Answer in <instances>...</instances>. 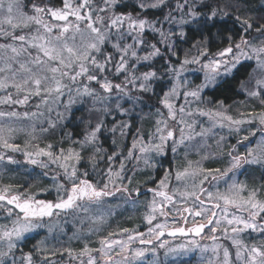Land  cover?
Returning a JSON list of instances; mask_svg holds the SVG:
<instances>
[{
  "label": "snow or ice",
  "instance_id": "snow-or-ice-1",
  "mask_svg": "<svg viewBox=\"0 0 264 264\" xmlns=\"http://www.w3.org/2000/svg\"><path fill=\"white\" fill-rule=\"evenodd\" d=\"M250 11H254L250 0H104V6L98 8L93 7L92 0H60L59 7L52 0H41L32 3L29 13L21 0H0V106L8 108L0 109V163L17 164L19 161L11 153L22 152L29 164L43 169L55 165L59 170L52 177L57 192L55 202L38 200L12 184L0 188V211L8 218L0 224V264H58L51 258L58 249L37 247L24 253L20 247L26 234L44 226L38 221L62 213H88L93 206L104 208L117 193L135 207L140 201L132 198L140 197L141 191L139 187H129L133 181L124 161L155 168L154 156L166 155L169 150L177 155L181 149L185 164L175 171L169 169L154 187L147 189L153 193L145 204L147 232L128 228L110 231L99 238L97 247L85 243L75 257L71 248L63 252L79 264H159L157 259L149 261L146 256L150 252L156 257L161 248L166 257L199 251L200 264H264V179L251 186L236 179L245 165L264 169V15L253 17ZM229 20L240 25L239 34L229 32ZM216 30L226 47L209 57V43ZM148 34L156 37L155 42L147 38ZM181 42L190 43L182 60L178 55ZM107 45L114 51H109ZM154 61L162 65L163 72ZM247 61H254L255 67L247 81L238 83L249 97L259 101L261 108L233 116L223 101L209 99V90L227 89L241 71L251 67ZM191 65H199L204 73L202 82L193 87L188 86L186 77L181 79L185 72L195 71L188 67ZM142 66L146 70H141ZM165 73L171 74L174 83L167 86L166 92L161 87L157 93ZM117 77L120 82H114ZM93 82L102 91L91 86ZM65 90L69 103L73 91L90 96L101 103L106 115L112 114L114 103L116 114L123 119L117 122L113 115L109 128L103 119H98L82 141H71L76 147L54 149L50 143L45 147L26 143L22 150L21 144L15 142L17 134L26 132L35 139L36 129L32 126L26 131L18 122L38 114L11 109L27 105L32 97H40L41 104L47 105L49 100L55 103ZM146 96H156L158 104L166 109L156 108L154 130L147 134L139 127L133 129L131 122L137 105ZM180 99L183 104L177 105ZM206 100L212 107L205 106ZM198 117H206L209 126L198 127ZM243 125L252 127L246 129L248 135L238 143L258 133L260 140L255 147L246 146L243 153L232 146L227 152L226 167H203L201 161L208 159L207 155L201 160L187 159L189 152L199 147L191 143L197 137L203 139L215 128L240 133ZM129 129L135 135L125 150L108 153L101 145L105 131L112 134L115 144L117 135L129 138ZM29 147L35 150H27ZM87 147H91L93 155L85 157L82 153ZM96 154H101L99 160L105 162L104 168L99 167ZM117 157L121 159L117 161ZM82 160L92 168L95 180L88 178L87 167L81 168ZM173 180L175 185L170 188ZM206 181L213 190L204 187ZM86 219L103 224L106 217ZM97 232L99 228L88 229L89 235ZM245 233L257 234L258 242H245ZM166 235L191 239L174 245L162 239ZM117 236L121 238H114ZM221 240L230 244L226 246ZM137 243L151 247H134Z\"/></svg>",
  "mask_w": 264,
  "mask_h": 264
},
{
  "label": "rangeland",
  "instance_id": "rangeland-1",
  "mask_svg": "<svg viewBox=\"0 0 264 264\" xmlns=\"http://www.w3.org/2000/svg\"><path fill=\"white\" fill-rule=\"evenodd\" d=\"M44 3H48V0H43ZM40 3L41 1L34 0H21V3L24 6V10L31 13L32 3ZM104 1L100 0V3ZM96 13H94L95 15ZM100 15H105V13H99ZM255 35V34H254ZM175 39V38H173ZM0 42H3L0 40ZM128 42H131L130 39ZM238 42V41H237ZM109 51H114L110 45H107ZM180 47H178L179 49ZM189 50H186L185 53H188ZM184 53V54H185ZM195 53V49H192L191 54ZM213 53V52H212ZM209 50V57L212 56ZM176 59V57H174ZM217 59H227V57H215ZM183 59V57H182ZM205 62V60H202ZM251 64V67H255L254 61H247ZM195 71L185 72L181 79L187 78L189 87H193L195 84L202 82L203 71H200L199 65H191L188 66ZM141 70H146L143 66ZM168 77V82H166L165 92L168 90L167 86L170 83H174L171 81V74ZM110 79H113L109 77ZM118 79V77H117ZM120 79V78H119ZM249 79V77H248ZM247 79V80H248ZM246 80V81H247ZM86 82V81H85ZM114 82H120V80H114ZM91 86L96 87L97 91H102L98 86L93 84ZM211 91V90H209ZM240 93L243 95V99L241 101H235L230 105H225L227 107L228 114L236 116L238 112L256 110L259 111L261 105H259V101L249 97L241 88L239 89ZM72 102L69 103V93L65 90L64 95L61 99L57 100L55 103L52 100L48 101V104H41L40 97H32L27 105L24 106H15L11 110L24 112H36L37 117L32 118L31 120H23L18 122L22 126L25 127L26 131L30 130L32 126L35 127L36 131L34 133L35 139H31L26 135V132L18 133L16 136V143L21 144L22 150L24 145L28 143L29 145H39V147H45L47 144H52L54 149L59 147H76V145L72 144L71 141L74 139L70 130H66L65 125L74 117V125H83L85 130L83 137L81 139H75L77 141H82L90 129L92 125H94L98 119H103L106 128L112 126L113 115L116 116L117 122L123 117L116 114L115 104L111 105V115H106L102 111V105L99 101L93 99L90 96L76 95L73 91ZM212 101V100H211ZM105 103H108L105 101ZM123 103V102H122ZM177 105L183 104V100H177ZM40 104L39 109L37 105ZM67 105V107H65ZM131 107V105H128ZM205 106L212 107V104L205 101ZM160 107L161 110L166 112V109H163L162 105L158 104L157 98L156 101H153L152 98L148 99L147 96L142 104H138L136 107V111L131 118V122L133 124V129L139 127L145 134L150 133L154 130V123L156 120V108ZM0 109L8 110L7 106H0ZM79 112V113H78ZM42 113L43 115H40ZM58 113L60 115H58ZM78 113V114H77ZM80 114V115H79ZM81 114L82 117H81ZM199 124L198 127H208L210 121L206 117H198ZM50 123L55 124V127H50ZM108 125V126H107ZM110 125V126H109ZM252 127L251 125H243L240 133L230 132L227 128H215L213 129V133L209 134L205 138L197 137L193 140L192 144H198L199 147L191 150L187 156L188 160L196 161L201 160V156H208V159L202 160L201 164L205 168H224L227 166L228 156L227 152L232 146H235L237 150L241 153L244 152L246 146L247 147H255L256 143L260 140V134L258 133L255 137L249 136V140L244 141V143H238V141L244 136L248 135L246 129ZM47 128L46 132L41 131V129ZM133 129H129V138H121L118 135L115 137V144L112 143V134L110 132L105 131L104 135L111 136L108 143V148L105 143H103L102 139L100 141L103 148L107 150L108 153H111L114 149H119L120 151L125 150L130 146V137L135 135ZM103 135V136H104ZM223 136L224 139L220 140V137ZM217 141H220L217 144ZM27 150L34 151L35 149L29 147ZM79 150V149H77ZM168 154L170 156L168 157ZM15 157L19 163L17 164H6L0 163V188L12 184L14 186H19V191H28L29 193L35 195L37 199H44V197L52 198L53 202L56 201L57 192L55 190V181L53 180L54 175L59 174V170L55 165L51 166L49 169L40 168L37 165H32L27 163L26 158L23 156L22 152L19 153H11ZM83 156L88 157L93 155L91 147H87L85 151L82 153ZM97 159L99 161V167L104 168L105 162L103 160H99V156L101 154H96ZM121 157H117V161H119ZM169 162V163H168ZM116 163V162H113ZM126 164V172L132 178V185H129L130 188L139 187L140 190L144 189L146 186L156 183L163 178L165 172L169 169L175 171L178 167L185 164V157L183 155V149L179 150L177 155H174L170 150L166 155L163 156H154L153 163L156 164L155 168H145L143 163H139L134 165L133 161H124ZM171 163V164H170ZM87 167L89 171V176L96 179V175L93 172L92 168L88 166L85 161H81V168ZM134 173V174H133ZM149 174L151 178H149ZM231 175V174H230ZM260 176V178H259ZM264 178V169L259 168L258 166H248L245 165L243 169L240 170L236 179L240 182H246L249 186L255 184L259 185ZM61 181L63 182V178L61 177ZM175 185V181H172V184L169 186L170 188ZM208 186L209 190H213L209 184V182H205L204 187ZM221 190H223V182H220ZM15 190V189H14ZM63 193H61L62 195ZM153 195H147L144 199H137V197H133L140 202L133 207L131 203H125L121 198V194L118 193L116 196L110 198V205L105 206L104 208H97L93 206L92 209L88 213L77 212L75 215L71 214H60L53 215L51 218H44L43 221H38L42 223L44 226L35 229L34 231L26 234L24 240L20 242V247L25 243L29 238H38L36 245H33V249L37 247H43L46 250H60L56 255L52 256V260L58 262V264H79V262L70 258L66 252H63L65 248H71L73 250V257L75 254L79 252L85 243L88 244L89 247H97L98 240L100 237L106 235L110 231L119 232L123 228H127L130 230H137L147 232V225L144 221L143 217L145 215V204L152 199ZM203 198V197H202ZM159 199V198H157ZM118 205V207H117ZM111 211V215L108 216L107 213ZM101 215H105L106 219L103 224H92L86 217H99ZM53 219V220H50ZM8 218L0 211V224L6 223ZM160 222H164V218H159ZM168 222L171 227V217L168 218ZM155 223V222H154ZM51 227V231L49 228ZM99 228V232L93 233L92 235L88 234L89 228ZM207 232V231H206ZM219 235V233L217 234ZM127 234L123 238H126ZM245 242L252 240L253 242H258L257 234L252 233L249 235L248 233L244 234ZM119 239L121 237H114ZM162 239H166L170 244L179 245L181 243H185L189 238L182 237H163ZM200 239V238H197ZM220 243L225 244L226 246L230 244V241L221 240ZM158 243V242H157ZM201 243L208 244L210 241L201 240ZM134 247H151V246H141L138 243L134 244ZM233 253L235 251L234 248H231ZM158 255L153 257L152 254L146 256V259L151 261L153 259H157L159 264H200L201 254L199 251H193L184 255H168L165 256L164 249L157 250ZM62 253V254H61Z\"/></svg>",
  "mask_w": 264,
  "mask_h": 264
},
{
  "label": "trees",
  "instance_id": "trees-1",
  "mask_svg": "<svg viewBox=\"0 0 264 264\" xmlns=\"http://www.w3.org/2000/svg\"><path fill=\"white\" fill-rule=\"evenodd\" d=\"M34 1H41V0H34ZM52 2L56 6H58V7L60 6V0H52ZM172 2L175 3V0H172ZM43 3H44V1H43ZM92 4H93V7H95V8L104 6V3L103 2L100 3V0H92ZM250 6H251V9H254V11H250L248 13L249 15H252L253 17L264 15V0H250ZM241 7L243 8V7H245V5H242ZM127 11L130 12L131 8L127 9ZM226 27L229 29V32L233 35H237L240 32V25L238 23H236L234 20H229ZM147 38L149 40H152L153 42H155V39H156V37H154L152 34H148ZM179 47L180 48L178 49V55H179L180 59L182 60L184 53L186 52V50H189V48H190V43L189 42H181L179 44ZM223 47H226V44L224 43V39H223V37H219L218 30H216L213 32V38L209 43L210 53H212V52L218 53L221 50V48H223ZM172 59H173V63H175L176 59L174 57ZM153 63L157 69H160L161 72H163V68H162V65L160 63H156L155 61ZM245 63L247 65L251 66L250 63H248V62H245ZM141 69H142V67H141ZM251 71H252V67H248L247 71H241L238 74L237 78L233 79L231 81V84L227 89H220V90L214 89V90L209 91V99L212 100L213 102L223 101L225 105H230V104L234 103L235 101H241L243 99V95L239 91V89L241 87H240V84L238 83V81L239 80L246 81L249 77L248 73H250ZM165 76H166V79H165L164 83L157 87V93L160 92L161 87L165 91L166 82H168V79H169L168 77L170 75L168 73H165ZM114 80H120V79L115 78ZM151 98L153 101H156V96H152ZM82 115L83 114H81V117H82ZM64 128L66 130L71 131V134L73 135L74 139H81L83 137L84 130H85V128L82 124L81 125H74V117L65 125ZM101 139H102L103 143L108 145V143L110 141L109 137L103 136ZM169 156H170V154H168V157ZM88 178L93 180V178L90 176ZM259 178H260V176H259ZM262 179H264V178H262ZM45 199L52 200V198H50V197H45ZM50 220H53V219H50ZM38 238H40V237H37V239L32 237V238H29L28 240H26L25 243L22 244V246H21L23 252L27 253L29 251H34L35 249H33L34 248L33 245H36ZM17 255H19V253H17Z\"/></svg>",
  "mask_w": 264,
  "mask_h": 264
},
{
  "label": "flooded vegetation",
  "instance_id": "flooded-vegetation-1",
  "mask_svg": "<svg viewBox=\"0 0 264 264\" xmlns=\"http://www.w3.org/2000/svg\"><path fill=\"white\" fill-rule=\"evenodd\" d=\"M107 137L110 138L111 136H107ZM106 146L108 148V145H106ZM150 187H154V185L153 184H150V185L146 186L144 189L140 190L141 191V196L140 197H137V199H139V200L140 199H144L145 195H153V193L147 191V189L150 188ZM132 199H135V198H132Z\"/></svg>",
  "mask_w": 264,
  "mask_h": 264
},
{
  "label": "water",
  "instance_id": "water-1",
  "mask_svg": "<svg viewBox=\"0 0 264 264\" xmlns=\"http://www.w3.org/2000/svg\"><path fill=\"white\" fill-rule=\"evenodd\" d=\"M167 236V235H166ZM177 237V236H176Z\"/></svg>",
  "mask_w": 264,
  "mask_h": 264
}]
</instances>
